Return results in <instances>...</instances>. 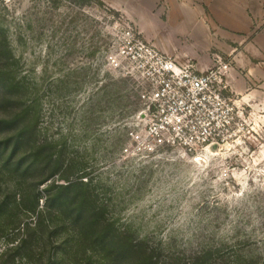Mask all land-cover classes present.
Segmentation results:
<instances>
[{"label": "rangeland", "instance_id": "rangeland-1", "mask_svg": "<svg viewBox=\"0 0 264 264\" xmlns=\"http://www.w3.org/2000/svg\"><path fill=\"white\" fill-rule=\"evenodd\" d=\"M126 27L182 63H227L228 95L242 105L240 136L199 161L180 153L122 159L142 109L140 82L107 59ZM0 34L37 91L40 128L49 153H59L60 174L73 180V167L87 162L117 227L164 261L208 255L211 264H264V0H0ZM60 174L54 179L66 183ZM1 186L0 201L13 198L16 182L4 177ZM56 238L39 243L44 260Z\"/></svg>", "mask_w": 264, "mask_h": 264}, {"label": "trees", "instance_id": "trees-1", "mask_svg": "<svg viewBox=\"0 0 264 264\" xmlns=\"http://www.w3.org/2000/svg\"><path fill=\"white\" fill-rule=\"evenodd\" d=\"M14 66V55L4 39L0 41V109H4L0 116V196L4 177L12 178L17 190L13 198L0 201V240L4 239L0 264H211L208 255L188 263L164 261L132 232L117 227L106 215L93 178L86 172L87 162L73 167L74 171L78 168L73 180L60 174L59 153H49L51 146L40 128L37 91ZM59 174L66 183H57L54 178ZM37 176L41 178L34 182ZM49 180L53 181L44 193L38 185ZM23 214L34 215V222H21ZM12 223L18 230H6ZM41 226L61 230H36ZM53 233L54 239L61 236V240L44 260L45 249L42 246L39 251V243L51 242ZM252 263L243 260V264Z\"/></svg>", "mask_w": 264, "mask_h": 264}, {"label": "built area", "instance_id": "built-area-1", "mask_svg": "<svg viewBox=\"0 0 264 264\" xmlns=\"http://www.w3.org/2000/svg\"><path fill=\"white\" fill-rule=\"evenodd\" d=\"M107 59L142 87V109L128 129L122 159L145 162L174 153L196 158L244 129L242 105L228 95L227 63L206 69L182 63L131 27L123 28Z\"/></svg>", "mask_w": 264, "mask_h": 264}, {"label": "bare ground", "instance_id": "bare-ground-1", "mask_svg": "<svg viewBox=\"0 0 264 264\" xmlns=\"http://www.w3.org/2000/svg\"><path fill=\"white\" fill-rule=\"evenodd\" d=\"M214 151L212 152V150H209V154L210 155H214V154H218V153H214ZM207 154V153H206ZM195 160V159H194ZM199 160H203V157L202 156H197V158H196V161H199Z\"/></svg>", "mask_w": 264, "mask_h": 264}, {"label": "water", "instance_id": "water-1", "mask_svg": "<svg viewBox=\"0 0 264 264\" xmlns=\"http://www.w3.org/2000/svg\"><path fill=\"white\" fill-rule=\"evenodd\" d=\"M217 149V146L215 145V146H213V148H212V150H216Z\"/></svg>", "mask_w": 264, "mask_h": 264}, {"label": "crops", "instance_id": "crops-1", "mask_svg": "<svg viewBox=\"0 0 264 264\" xmlns=\"http://www.w3.org/2000/svg\"><path fill=\"white\" fill-rule=\"evenodd\" d=\"M113 2H114V1H113ZM114 5H117V6H118V5H120V4H118V2H116V3L114 2Z\"/></svg>", "mask_w": 264, "mask_h": 264}]
</instances>
